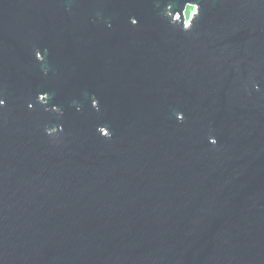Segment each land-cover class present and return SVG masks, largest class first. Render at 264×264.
Returning a JSON list of instances; mask_svg holds the SVG:
<instances>
[{
  "label": "water",
  "instance_id": "water-1",
  "mask_svg": "<svg viewBox=\"0 0 264 264\" xmlns=\"http://www.w3.org/2000/svg\"><path fill=\"white\" fill-rule=\"evenodd\" d=\"M0 101V264H264V0H0Z\"/></svg>",
  "mask_w": 264,
  "mask_h": 264
},
{
  "label": "rangeland",
  "instance_id": "rangeland-1",
  "mask_svg": "<svg viewBox=\"0 0 264 264\" xmlns=\"http://www.w3.org/2000/svg\"><path fill=\"white\" fill-rule=\"evenodd\" d=\"M190 5H187L186 8H185V16L186 18H188L190 16V12L194 10V8L191 6V8L189 7Z\"/></svg>",
  "mask_w": 264,
  "mask_h": 264
},
{
  "label": "clouds",
  "instance_id": "clouds-1",
  "mask_svg": "<svg viewBox=\"0 0 264 264\" xmlns=\"http://www.w3.org/2000/svg\"><path fill=\"white\" fill-rule=\"evenodd\" d=\"M191 8V6H189ZM0 103H2V101H0Z\"/></svg>",
  "mask_w": 264,
  "mask_h": 264
}]
</instances>
